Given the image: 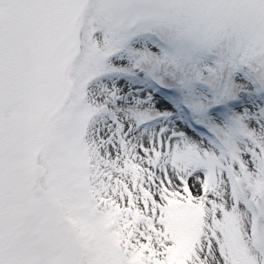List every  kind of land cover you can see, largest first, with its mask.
Listing matches in <instances>:
<instances>
[{
    "label": "snow or ice",
    "instance_id": "obj_1",
    "mask_svg": "<svg viewBox=\"0 0 264 264\" xmlns=\"http://www.w3.org/2000/svg\"><path fill=\"white\" fill-rule=\"evenodd\" d=\"M0 264H264V0H0Z\"/></svg>",
    "mask_w": 264,
    "mask_h": 264
}]
</instances>
